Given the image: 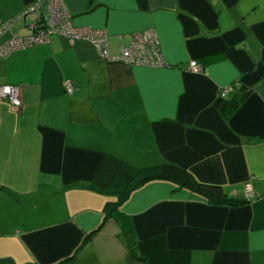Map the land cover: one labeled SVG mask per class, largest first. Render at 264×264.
I'll return each instance as SVG.
<instances>
[{"label": "crops", "instance_id": "crops-1", "mask_svg": "<svg viewBox=\"0 0 264 264\" xmlns=\"http://www.w3.org/2000/svg\"><path fill=\"white\" fill-rule=\"evenodd\" d=\"M35 1L0 0V21ZM64 2L77 26L107 30L113 55L155 29L167 65L112 62L58 34L0 55V86L22 95L20 110L0 99V264H264V0ZM234 85L252 93L226 119ZM105 152L255 198L213 204L153 181L109 214L117 195L93 187Z\"/></svg>", "mask_w": 264, "mask_h": 264}, {"label": "built area", "instance_id": "built-area-1", "mask_svg": "<svg viewBox=\"0 0 264 264\" xmlns=\"http://www.w3.org/2000/svg\"><path fill=\"white\" fill-rule=\"evenodd\" d=\"M20 21L26 23L29 32L21 34L16 28ZM11 32L10 38L0 44V55L6 56L15 49L29 48L50 42L52 35L58 34L68 37L72 41L85 40L92 43L100 55L112 62L122 61L134 66L165 67L160 39L155 29L149 28L136 31L131 35L129 42L122 46L121 52L113 55L109 50L107 30L77 26L73 21V14L64 0H36L21 15L6 22L0 21V36ZM190 70L202 72L203 66L198 61L190 63ZM66 92L72 94L75 87L71 82L66 83ZM233 85L222 90L226 96ZM0 99H7L16 110L22 107L21 90L15 85L0 86ZM255 198L250 184L245 186V199L252 201Z\"/></svg>", "mask_w": 264, "mask_h": 264}, {"label": "trees", "instance_id": "trees-1", "mask_svg": "<svg viewBox=\"0 0 264 264\" xmlns=\"http://www.w3.org/2000/svg\"><path fill=\"white\" fill-rule=\"evenodd\" d=\"M237 85H234L237 88L236 92L232 97L226 98L221 107L226 119L230 118L252 93V87ZM153 181L174 182L179 187L203 195L213 204L242 205L248 202L244 198L229 197L219 185L200 182L188 169L179 165L162 162L156 165L137 166L110 152H105L101 157L93 187L117 195L115 201H110L106 205L110 214L113 208L121 205L135 190ZM131 251L136 256L134 248Z\"/></svg>", "mask_w": 264, "mask_h": 264}, {"label": "rangeland", "instance_id": "rangeland-1", "mask_svg": "<svg viewBox=\"0 0 264 264\" xmlns=\"http://www.w3.org/2000/svg\"><path fill=\"white\" fill-rule=\"evenodd\" d=\"M25 32V31H24Z\"/></svg>", "mask_w": 264, "mask_h": 264}]
</instances>
